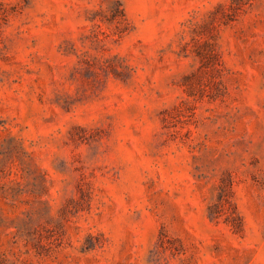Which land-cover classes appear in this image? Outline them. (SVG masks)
Listing matches in <instances>:
<instances>
[{"label":"rangeland","instance_id":"1","mask_svg":"<svg viewBox=\"0 0 264 264\" xmlns=\"http://www.w3.org/2000/svg\"><path fill=\"white\" fill-rule=\"evenodd\" d=\"M0 264H264V0H0Z\"/></svg>","mask_w":264,"mask_h":264}]
</instances>
